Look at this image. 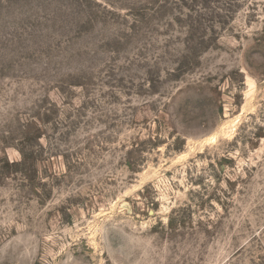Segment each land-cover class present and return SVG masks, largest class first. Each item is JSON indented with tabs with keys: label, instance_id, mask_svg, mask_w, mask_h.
<instances>
[{
	"label": "rangeland",
	"instance_id": "rangeland-1",
	"mask_svg": "<svg viewBox=\"0 0 264 264\" xmlns=\"http://www.w3.org/2000/svg\"><path fill=\"white\" fill-rule=\"evenodd\" d=\"M0 264H264V0H0Z\"/></svg>",
	"mask_w": 264,
	"mask_h": 264
}]
</instances>
